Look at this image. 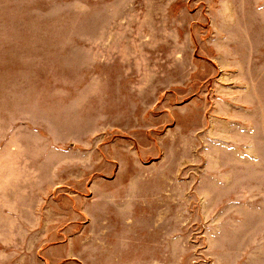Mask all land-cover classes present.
Segmentation results:
<instances>
[{
  "label": "rangeland",
  "instance_id": "374dc122",
  "mask_svg": "<svg viewBox=\"0 0 264 264\" xmlns=\"http://www.w3.org/2000/svg\"><path fill=\"white\" fill-rule=\"evenodd\" d=\"M37 186L48 224L2 226ZM106 192L136 210L99 263ZM28 253L264 264V0H0V264Z\"/></svg>",
  "mask_w": 264,
  "mask_h": 264
},
{
  "label": "crops",
  "instance_id": "0c3cea01",
  "mask_svg": "<svg viewBox=\"0 0 264 264\" xmlns=\"http://www.w3.org/2000/svg\"><path fill=\"white\" fill-rule=\"evenodd\" d=\"M41 190L42 188L40 186H37V189H31L28 191H23L22 189L23 192L21 190H10L9 193H7V196H9V200L6 201H9V205H7L8 207L5 206L6 210L4 211V213H11V215L9 216V218H7L8 216L5 218V221L3 222L4 225L2 226H4L5 228L22 230V232H24L23 237H26L27 230L29 229L38 228L39 226L43 229L45 227L44 224H48V222L46 223L43 220V217L38 214L39 197H43L41 195ZM134 190L138 192V195H135V197H139V195L141 194L144 195L145 193H148L147 191H149L148 189L147 191L143 189H133V191ZM148 194H151V191ZM119 196L120 195L118 194L114 195L109 192L100 193V196H93L91 199V201L95 200L96 204L93 205L92 208L84 209V213L88 218L86 228H89L91 230V227L92 229H97V227H99L98 234L94 233L93 236L90 235L88 239H84L85 253L89 254V259L95 262L102 263L105 259H108V243L113 242L112 240H115L117 238L119 239L120 237H123V235L128 233V231L124 228V223L127 222V218H123L121 216L122 214L124 215L127 212L133 213L136 209H134L133 207L129 208V206L128 208H125L123 204L119 203ZM129 196V193L126 194V198H129ZM134 202L135 200H132V203ZM137 202L139 203V200H137ZM137 211L139 210L137 209ZM41 213L43 214V207ZM98 243L102 248L100 247L96 252L95 245H97ZM102 244L104 245V247L102 246ZM21 257L22 260L30 262L35 261V264H46L43 259H40L34 253H28L26 255L23 254ZM70 257H73V259H79V257H76L75 254L74 256H71L69 254L66 259H70ZM45 258L51 261H55V255L52 258L48 255H45L44 259ZM58 259H65V257H59Z\"/></svg>",
  "mask_w": 264,
  "mask_h": 264
}]
</instances>
